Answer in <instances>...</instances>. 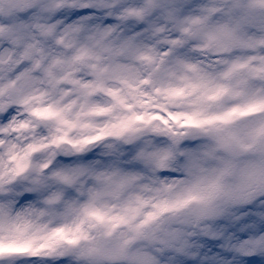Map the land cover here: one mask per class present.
<instances>
[{
	"label": "snow or ice",
	"instance_id": "obj_1",
	"mask_svg": "<svg viewBox=\"0 0 264 264\" xmlns=\"http://www.w3.org/2000/svg\"><path fill=\"white\" fill-rule=\"evenodd\" d=\"M250 26L264 30V0H0V129L21 120L27 127L30 115L51 133L21 147L20 155L6 142L14 167L0 157V264H101L104 256L156 264L114 235L129 221L100 203L139 178L120 166V145H137L136 160L162 166L182 141H206L186 150L190 168L202 159L218 167L172 207L188 204L197 191L216 195L225 176L264 175V167L237 165L250 151L264 155V56H226L222 70L209 74L184 51L190 40L226 54L264 46V38L248 35ZM18 107L28 111L22 116ZM4 136L0 131V140ZM99 144L109 162L64 165L53 173L63 186L55 191H46V177L23 176L28 154L40 148L71 145L84 153ZM81 177L96 185L86 200L76 187ZM157 207L170 208L168 202ZM249 208L248 216L264 219V212ZM155 218L149 213L132 230L139 234ZM254 228L209 227L202 242L179 235L172 241L181 264H236L226 258L232 254L251 264L264 255V231L254 234Z\"/></svg>",
	"mask_w": 264,
	"mask_h": 264
},
{
	"label": "clouds",
	"instance_id": "obj_2",
	"mask_svg": "<svg viewBox=\"0 0 264 264\" xmlns=\"http://www.w3.org/2000/svg\"><path fill=\"white\" fill-rule=\"evenodd\" d=\"M174 2L179 5L183 0H174ZM160 22L161 26L167 24L163 16L160 17ZM195 27L193 26V31ZM247 33L249 36L264 38V30L255 26L248 27ZM184 51L193 62L209 74L222 70L223 64L220 61L226 56L252 53L264 56V46L251 50L233 48L226 54L219 48L196 40H190ZM17 111L23 116L28 109L18 107ZM24 120L29 121L27 127H20L24 122L21 120L11 130L0 129L5 132L4 139L0 140V148L4 149L0 152V157L4 159L6 165L14 167L16 163L8 157L6 142L10 140L15 145L17 154L20 155L21 147L27 148L29 144L39 143L51 135L45 122L36 121L30 115L24 116ZM153 139L156 142V138ZM204 143L206 141L203 139L182 141L177 146L174 156L162 166L136 160L134 155L137 145H120L119 150L122 153L119 157L120 166L135 170L139 178L119 196H107L100 203L107 205L113 215H124L129 221L119 225L114 235L121 239H129L132 251L151 257L156 264H181L182 258L175 251L178 245L172 241L173 235H179L181 239L195 243L203 241L204 230L209 227L218 229L230 226L238 229L246 224H254L255 228L251 230L254 234L264 231V219L255 215L248 216L245 212L246 209L252 210L249 205L264 212V175H256L246 180H241L238 174L228 175L224 177L222 188L216 195L210 197L206 191H197L193 193L194 198L190 199L188 204L182 207L171 206L176 203L178 197L187 198L184 194L197 178L209 176L212 170L218 167V161L202 159L198 167L190 168L186 150ZM104 150L103 144L96 145L90 152L84 153L75 152L71 145L53 150L40 148L37 152L28 154V167L23 176L29 180L37 175L46 177L48 186L46 191H55L63 187L54 179L55 171L66 164L76 165L93 160L101 161L102 165L108 163L109 158L101 155ZM52 151H56L55 156H52ZM44 162L47 163V167H39ZM237 165L238 168L256 165L259 169L264 167V155L258 150L250 151L237 158ZM93 186H96L95 181L90 177H81L76 185L80 189V199L86 200L88 189ZM201 187L206 188V185ZM137 197L146 203L141 206ZM163 202H168L170 206L166 212H161L157 207ZM221 209L224 210V214L215 215L216 210ZM149 213L156 214V218L143 226L139 234L134 232L132 229L141 224ZM234 217L241 219L233 221ZM208 239L211 237L209 236ZM226 258L228 260L235 258L236 264H240V259L235 254ZM101 264H127V262L122 257L104 256L101 258ZM251 264H264V255H257Z\"/></svg>",
	"mask_w": 264,
	"mask_h": 264
}]
</instances>
